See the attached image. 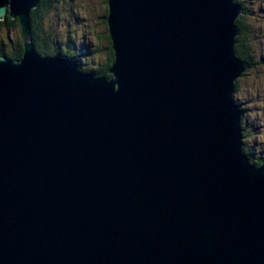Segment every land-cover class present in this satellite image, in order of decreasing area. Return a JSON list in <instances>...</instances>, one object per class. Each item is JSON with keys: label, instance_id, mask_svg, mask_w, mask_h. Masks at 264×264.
Masks as SVG:
<instances>
[{"label": "water", "instance_id": "1", "mask_svg": "<svg viewBox=\"0 0 264 264\" xmlns=\"http://www.w3.org/2000/svg\"><path fill=\"white\" fill-rule=\"evenodd\" d=\"M0 56V264H264V160L242 151L233 0H107L110 79Z\"/></svg>", "mask_w": 264, "mask_h": 264}, {"label": "rangeland", "instance_id": "2", "mask_svg": "<svg viewBox=\"0 0 264 264\" xmlns=\"http://www.w3.org/2000/svg\"><path fill=\"white\" fill-rule=\"evenodd\" d=\"M236 1H241L242 8L247 7L252 14L247 12L243 19L242 37L249 41L253 57L250 56V69L239 78L234 101L245 109L241 122L246 136L245 147L255 156H264V0ZM106 11L105 0H60L50 10L44 29L56 38L57 43L63 42V46L75 43L76 50L84 47L92 51L83 62L87 68L94 69L104 62V55L93 51L107 44ZM65 35L69 36L68 40ZM8 36V32H0V39ZM15 36V32L10 31V38Z\"/></svg>", "mask_w": 264, "mask_h": 264}, {"label": "trees", "instance_id": "3", "mask_svg": "<svg viewBox=\"0 0 264 264\" xmlns=\"http://www.w3.org/2000/svg\"><path fill=\"white\" fill-rule=\"evenodd\" d=\"M60 0H41L35 8H33L30 11V30H31V42L35 48V51L41 56V57H47V56H57L61 58H70L73 59L78 69L82 72H93L97 77H105L106 79H110L111 75L108 73V69L111 66L113 62V51L111 48V41L109 39L107 31L106 33V40L107 44L99 49L94 50L95 53H102L104 55V62L101 66H98L94 69H89L84 65V58L88 54H92V51H88L86 48L81 47L79 49H74V45L71 46H63L62 43H57L56 38L52 36L50 32H46L44 29L45 20L49 16L50 10ZM233 2H237L239 4H242L241 1L233 0ZM106 6H107V0H105ZM246 7V6H245ZM251 14V12L243 8L242 15L237 19L236 26L238 30V36L236 38V45L234 47V53L235 55L244 61H247L250 64V56L253 57L249 41L242 37V30L244 28L243 19L245 20L246 13ZM252 16V14H251ZM103 17H100V19ZM104 23L106 24V19L104 16ZM6 31L9 33V36L7 38L2 37L0 39V56H5L10 60H20L23 54V46H22V40H21V34L19 31V25L17 19H11L8 15L3 19L0 20V32ZM10 31H14L16 36L15 38H10ZM244 33V32H243ZM66 39H69L68 35H65ZM65 39V40H66ZM72 39H70L71 41ZM238 84H240L238 81L235 82L234 85V93L238 90ZM240 107V104H238ZM241 108V107H240ZM241 110L244 112V109L241 108ZM243 115L241 119H243ZM243 132V129H242ZM245 145L242 142V151L245 153V155L249 159V163L257 167L259 166L262 159H264V156H255L253 153L250 152V149L244 148Z\"/></svg>", "mask_w": 264, "mask_h": 264}, {"label": "clouds", "instance_id": "4", "mask_svg": "<svg viewBox=\"0 0 264 264\" xmlns=\"http://www.w3.org/2000/svg\"><path fill=\"white\" fill-rule=\"evenodd\" d=\"M106 7H107V6H106ZM106 12H107V11H106ZM106 16H107V13H106V15H105V19H106ZM106 27H107V26H106ZM107 33H108V31H107ZM235 45H236V44H235ZM243 74H244V73H242L241 76H242ZM241 76L239 77L240 79L242 78ZM240 79H238L237 81H239ZM237 81H236V82H237ZM234 94H235V93H234ZM240 109H241V108H240ZM244 112H245V109H244ZM244 112L242 111V114H244ZM242 142L244 143V136H243V138H242ZM259 165H261V162H260ZM257 167H258V166H257Z\"/></svg>", "mask_w": 264, "mask_h": 264}, {"label": "flooded vegetation", "instance_id": "5", "mask_svg": "<svg viewBox=\"0 0 264 264\" xmlns=\"http://www.w3.org/2000/svg\"><path fill=\"white\" fill-rule=\"evenodd\" d=\"M245 149H246V147H245Z\"/></svg>", "mask_w": 264, "mask_h": 264}]
</instances>
